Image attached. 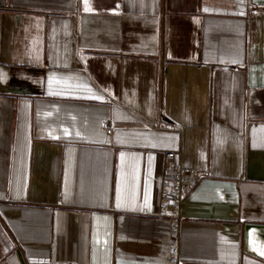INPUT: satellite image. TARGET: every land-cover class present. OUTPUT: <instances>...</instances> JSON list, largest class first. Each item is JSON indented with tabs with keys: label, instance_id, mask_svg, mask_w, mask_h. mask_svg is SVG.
I'll use <instances>...</instances> for the list:
<instances>
[{
	"label": "crops",
	"instance_id": "obj_1",
	"mask_svg": "<svg viewBox=\"0 0 264 264\" xmlns=\"http://www.w3.org/2000/svg\"><path fill=\"white\" fill-rule=\"evenodd\" d=\"M168 151L182 264H264V0H0V264H169Z\"/></svg>",
	"mask_w": 264,
	"mask_h": 264
},
{
	"label": "built area",
	"instance_id": "obj_2",
	"mask_svg": "<svg viewBox=\"0 0 264 264\" xmlns=\"http://www.w3.org/2000/svg\"><path fill=\"white\" fill-rule=\"evenodd\" d=\"M105 128L110 132L107 124ZM174 151H168L163 170L160 213L170 220L169 264H182V225L184 221L183 204L186 197L197 184L198 171L195 168L176 162Z\"/></svg>",
	"mask_w": 264,
	"mask_h": 264
},
{
	"label": "water",
	"instance_id": "obj_3",
	"mask_svg": "<svg viewBox=\"0 0 264 264\" xmlns=\"http://www.w3.org/2000/svg\"><path fill=\"white\" fill-rule=\"evenodd\" d=\"M252 229L259 230V235L264 238V225H254V224H248L246 226V245L248 250L251 252H255L253 249L250 248V244L252 242Z\"/></svg>",
	"mask_w": 264,
	"mask_h": 264
}]
</instances>
